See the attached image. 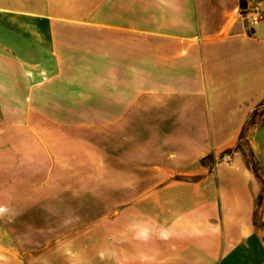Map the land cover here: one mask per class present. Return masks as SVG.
Returning <instances> with one entry per match:
<instances>
[{
	"label": "crops",
	"instance_id": "0c3cea01",
	"mask_svg": "<svg viewBox=\"0 0 264 264\" xmlns=\"http://www.w3.org/2000/svg\"><path fill=\"white\" fill-rule=\"evenodd\" d=\"M0 264H264V0H0Z\"/></svg>",
	"mask_w": 264,
	"mask_h": 264
},
{
	"label": "built area",
	"instance_id": "2783aa9c",
	"mask_svg": "<svg viewBox=\"0 0 264 264\" xmlns=\"http://www.w3.org/2000/svg\"><path fill=\"white\" fill-rule=\"evenodd\" d=\"M242 18L246 25L251 28L254 24L262 19V16L257 12H243Z\"/></svg>",
	"mask_w": 264,
	"mask_h": 264
},
{
	"label": "rangeland",
	"instance_id": "374dc122",
	"mask_svg": "<svg viewBox=\"0 0 264 264\" xmlns=\"http://www.w3.org/2000/svg\"><path fill=\"white\" fill-rule=\"evenodd\" d=\"M247 156H249L248 154H246Z\"/></svg>",
	"mask_w": 264,
	"mask_h": 264
}]
</instances>
